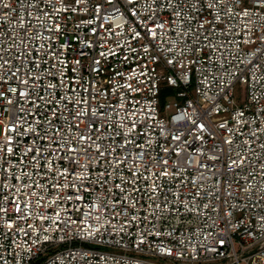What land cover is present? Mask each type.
<instances>
[{"label":"built area","instance_id":"obj_1","mask_svg":"<svg viewBox=\"0 0 264 264\" xmlns=\"http://www.w3.org/2000/svg\"><path fill=\"white\" fill-rule=\"evenodd\" d=\"M0 264H264V0H0Z\"/></svg>","mask_w":264,"mask_h":264},{"label":"rangeland","instance_id":"obj_2","mask_svg":"<svg viewBox=\"0 0 264 264\" xmlns=\"http://www.w3.org/2000/svg\"><path fill=\"white\" fill-rule=\"evenodd\" d=\"M244 87L241 85V84H236L235 86V100L237 102H240L244 96ZM169 101H172V94L171 93H168L166 92L165 95H163L162 99H161V106L164 104V103H167Z\"/></svg>","mask_w":264,"mask_h":264}]
</instances>
